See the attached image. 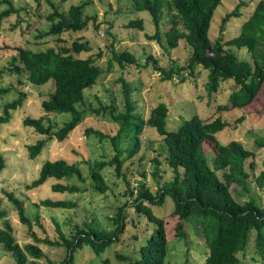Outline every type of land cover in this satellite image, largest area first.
I'll return each instance as SVG.
<instances>
[{
  "label": "rangeland",
  "instance_id": "1",
  "mask_svg": "<svg viewBox=\"0 0 264 264\" xmlns=\"http://www.w3.org/2000/svg\"><path fill=\"white\" fill-rule=\"evenodd\" d=\"M6 1L17 10V13L0 20V91H3L0 92V119L6 117L5 106L18 100L21 95H24V102L20 108L11 112L12 117L10 116L7 122H0V155L5 161V167L0 172V211L6 213V217L0 221V229H5V221H9L21 247L34 244L45 254V258L35 262L30 259L27 264L60 263L67 256V250L35 241L28 227L20 221L14 205L9 200V194H13L23 202L26 215L32 221L33 232L41 241L44 238L58 239L56 223L67 237L73 235L76 226L82 229L85 228L86 223H92L94 228L107 233L115 232L121 224L117 234L118 240L103 254L97 256L89 246L84 245L76 254L75 264H135L140 257V248L156 232V225L150 223L145 214H137L134 208L139 183H144L154 195H157L159 187L174 179V173L166 161V149L162 151L163 142L154 129L147 127L143 132L142 150L137 157L127 160L123 168L124 177L118 178L115 168L108 167L102 172L109 186L108 191L100 194L95 192L92 186V164L96 161H111L116 156V150L110 139L101 140L94 134L88 135L87 131L93 129L110 137L117 134L119 127L114 121L111 108L118 112L123 111L124 84L132 91L135 114H140L145 120L149 118L153 108L161 103L167 105L169 131H177L185 121L194 116L204 120L218 117L229 120L231 126L218 134L219 140L224 144L238 141L256 155L254 170L250 169L249 161L246 164L251 174L249 194L235 185L230 187V191L238 202L245 203L253 199L257 205L264 207V187L260 188L256 181V177L264 171V147L256 144V140L264 137V84L254 102L246 109L218 113L217 107L227 104L234 90L232 80L221 83L218 91L209 93L207 90L209 71L201 67L196 69L193 77L185 72L187 78L185 83H178V80H163L161 74L154 69L153 60L148 66H144L149 56L158 61L160 67L166 69L175 64L179 67L186 66L190 49L182 41L180 47L167 51L164 43L159 44L149 40L148 36L156 33L155 26L148 12L135 10V0ZM260 1L223 0L212 19L209 32L211 41L214 43L220 36L225 16L242 3L241 16L230 19L223 33L225 41L238 37L242 25ZM51 4L63 13H67L73 5L85 4L84 16L95 21L91 20L89 29L82 33L47 36L51 24L46 17L53 12ZM8 8L9 5L0 4V15ZM136 19L144 21V31L125 27L129 21ZM168 21V17L165 16L161 26L162 32L168 29ZM94 22L100 25L99 30L94 28ZM58 38L63 40L60 45L67 48L71 47L75 40L89 42L92 51L83 52L81 57L101 55L97 62L104 70L97 85L85 90L83 104L77 105V108L83 112L82 121L63 142L56 139L49 140V137L24 125V121L28 118L43 119L45 126H52V133H55L70 121V114H46L43 109V102L54 92V81L51 80L44 86H36L29 82L26 73L18 75L11 72L13 69L11 61L12 56L16 55V47H23L33 52L45 51L48 48L58 50ZM163 40L165 42L164 36ZM113 49L129 51L136 57L138 63L125 64L121 67L112 62V66H109ZM238 54L241 59H250L246 50H240ZM18 65L21 67L20 64ZM242 116L244 120L236 123V120ZM41 140L46 141L44 148L35 159L31 158L29 147ZM206 150L212 161L211 147L207 145ZM122 158H126V155ZM155 158L158 159L159 164L154 162ZM60 159L80 164L85 182H79L76 178L69 182L79 186L80 193L54 192L52 187L58 183L55 179H50L37 189H27V186L39 177L47 161ZM154 172L158 174L156 177ZM218 174L222 178V172ZM127 184H130L134 194L129 193ZM46 199L55 202H75L77 208L57 210L38 207L37 204ZM123 206H125L124 220L120 223L117 220L118 213ZM147 206L154 215L167 221V228L174 227L177 220L170 217L175 206L171 197H167L163 205ZM37 216L42 227L36 223ZM186 232V239H181L175 237V232L172 231L168 241L166 264H205L209 249L201 229L196 225ZM254 239L255 233H252L248 248L238 256L239 264H264L256 255ZM0 264H16L2 244H0Z\"/></svg>",
  "mask_w": 264,
  "mask_h": 264
},
{
  "label": "trees",
  "instance_id": "2",
  "mask_svg": "<svg viewBox=\"0 0 264 264\" xmlns=\"http://www.w3.org/2000/svg\"><path fill=\"white\" fill-rule=\"evenodd\" d=\"M39 2L40 0H36ZM67 2L68 0H62ZM49 2V1H48ZM223 0H135L134 7L137 12H148L152 18L156 33L148 36L151 41L164 43V48L174 50L184 41L190 49V57L186 66L173 65L166 69L160 67L158 61L149 56L144 66L150 61L154 69L159 72L163 80L185 83L186 72L193 77L198 67L209 71V93L218 91L221 83L232 80L234 89L225 105L217 107L218 113L246 109L261 91L264 84V0H261L242 25L238 37L229 41L224 40L226 23L232 18L241 16L242 3L223 19L220 36L213 43L209 37L212 19L216 10L222 5ZM7 4L9 8L0 15V20L8 18L17 10L8 1L0 0V4ZM51 3V2H49ZM52 5L53 12L46 17L51 24L47 36H61L65 33H82L89 29L93 18L84 16L82 5H73L67 13L59 11ZM165 16L168 17V29L164 32L161 26ZM96 30L100 25L93 23ZM127 29L144 31V21L136 19L129 21ZM162 33H164L165 42ZM110 34V32H109ZM45 36V35H44ZM112 36V33H111ZM58 50L48 48L45 51L33 52L23 47H16L11 64L18 75L27 74L29 82L36 86H44L51 80L54 81V92L43 102L46 114H70L71 119L58 132L52 133V126H45L43 119L28 118L24 125L33 128L41 135L63 142L81 123L83 112L77 105L83 104L85 90L97 85L104 70L98 64L101 55H90L82 58L83 52L90 53L92 48L89 42L75 40L71 47L60 45L63 42L58 38ZM246 50L250 59H241L238 51ZM121 67L125 64L138 63L129 51H112V61ZM20 64L21 67L18 65ZM124 109L121 112L111 108L114 121L119 129L115 136L110 137L99 131L89 129L87 134H94L101 140L110 139L116 150V156L111 161H96L91 167V180L93 190L105 194L109 186L103 176V170L114 167L118 178L124 177L123 168L127 160H132L142 150V134L147 127L155 130L163 142L162 151L166 149V161L174 173V179L162 185L154 195L144 183H139L138 197L134 208L137 214H145L150 223L156 225V232L139 250V259L135 264H166L168 256V241L172 231L175 237L186 239L189 228L196 225L201 229L204 241L209 249L205 264H239V254L248 248L251 234L255 233L254 248L256 255L264 263V207L259 206L253 199L241 203L233 197L230 187L235 185L249 194L251 174L246 164L249 161L250 169H255V152L247 149L242 143L233 141L222 143L218 134L231 126L229 120L222 117L202 119L194 116L187 120L177 131L167 129L169 109L161 103L151 110L149 118L145 120L140 114H135L132 101V91L124 84ZM3 92V91H0ZM6 92V91H5ZM24 95L10 105L5 106V118L0 122H7L12 117L11 112L23 105ZM99 112V111H97ZM240 117L237 122H242ZM46 141H39L29 147L30 157L36 158L42 151ZM122 146L120 147V145ZM259 147H264V137L256 140ZM212 150V161L207 153L206 146ZM126 155V158H122ZM159 164L158 159H154ZM78 163L65 160L47 161L37 179L27 189H37L50 179L58 183L52 190L56 193L77 194L81 188L69 183L76 178L85 182ZM5 167V161L0 155V172ZM222 172V178L218 173ZM158 174L154 172L156 177ZM258 186L264 187V171L256 177ZM160 184V182H157ZM167 183V182H166ZM129 193L134 194L130 184H127ZM14 205L19 219L28 227L29 233L37 242L56 248H65L67 256L60 263L48 262L47 264H75L76 254L84 245L90 247L92 252L100 256L106 249L118 240V231L121 224L113 233L99 231L92 223H86L85 228L76 226L73 235L67 237L56 223L58 232L57 240L44 238L38 239L33 232V224L26 215L23 202L13 194L8 195ZM171 197L174 201V210L170 214L176 219L172 229L167 228V221L154 215L147 205H163L165 199ZM50 209H76L77 203L71 201L43 200L37 204ZM125 206L119 209L118 222L124 220ZM6 213L0 211V221ZM5 229H0V244L12 255L16 264H27L30 259L35 261L45 258L41 249L28 244L24 247L17 242L14 230L9 221H5ZM126 222V221H125ZM36 223L42 227L39 216ZM172 236V235H171ZM126 258V257H121Z\"/></svg>",
  "mask_w": 264,
  "mask_h": 264
}]
</instances>
